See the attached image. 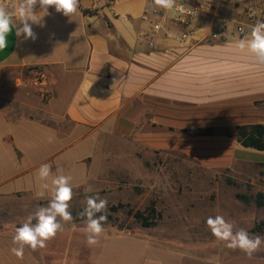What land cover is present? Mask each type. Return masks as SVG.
<instances>
[{"label":"crops","instance_id":"1","mask_svg":"<svg viewBox=\"0 0 264 264\" xmlns=\"http://www.w3.org/2000/svg\"><path fill=\"white\" fill-rule=\"evenodd\" d=\"M185 2L198 12L187 24L175 9L152 10V0H79L71 17L54 8L45 15L37 5V39L16 38L13 30L0 66L46 69L52 109L73 125L71 137L132 144L154 155L179 152L212 169L264 171V151L242 147L236 130L264 125V64L236 46L261 21L264 0ZM18 4L0 0L14 23ZM252 9L258 19L248 18ZM17 221L2 218V228H17ZM14 235L0 233V249ZM4 254L0 264H12ZM49 263L84 264V257L68 252Z\"/></svg>","mask_w":264,"mask_h":264},{"label":"rangeland","instance_id":"2","mask_svg":"<svg viewBox=\"0 0 264 264\" xmlns=\"http://www.w3.org/2000/svg\"><path fill=\"white\" fill-rule=\"evenodd\" d=\"M46 72L0 66V213H17L0 216V233L16 230L2 228V218L19 219L20 227L49 203L51 177L49 189H42L38 178L43 164L51 165L53 175L72 177L71 213L86 207L87 196L98 194L108 201L106 214L114 220L103 225L99 244L89 246L86 222L58 217L62 230L47 247L32 251L26 246L22 259L11 252L13 243L0 249L12 264H50L68 252L70 257L80 252L84 264H264V244L249 258L227 248L206 224L209 216L221 215L234 224V232L243 228L264 239V206L254 201L264 194L259 168L212 169L179 152L154 155L132 144L71 137L73 125L55 117ZM131 211L145 214L152 226L144 227ZM120 232L126 234L115 235ZM109 234L114 235L106 238Z\"/></svg>","mask_w":264,"mask_h":264},{"label":"clouds","instance_id":"3","mask_svg":"<svg viewBox=\"0 0 264 264\" xmlns=\"http://www.w3.org/2000/svg\"><path fill=\"white\" fill-rule=\"evenodd\" d=\"M43 10L45 15L49 14V8H54L56 12L62 13L66 17L76 14L79 7V0H19L16 9V18L18 23H14L13 14L6 6L0 5V52H3L10 46V37L15 30L16 38L23 37L25 40L37 39V34L33 31V24H37L36 6ZM155 6V7H153ZM152 10L155 8L163 10L183 11L182 6L177 5V0H152L149 5ZM255 14V13H254ZM239 49H247L253 53L257 61L264 64V21H257L251 27L250 34L240 39L236 45ZM51 177V199L47 206L40 207L38 210L27 218L22 226L17 227L15 235L12 238L14 247L11 252L22 259L25 247H30L32 251L38 248L47 247V243L54 239L59 231L62 230V224L58 221V217L63 221H71L73 219L70 209V202L73 199V188L71 186V176L53 175L50 164H43L38 169V178L42 189H49L47 182ZM86 192H91L92 188H86ZM43 195V192L41 193ZM108 201L96 196L86 197V207L80 213L82 217H86V227L84 229L87 234V244L96 246L100 242V236L104 232V222L107 221ZM100 214V215H97ZM35 219L36 223L32 221ZM207 226L211 230L212 235L219 241L225 242V246L229 249H239L243 251L249 258L258 252L264 239L260 235H250L248 231L241 228L233 231L234 224L228 222L221 215L215 217L209 216L206 221Z\"/></svg>","mask_w":264,"mask_h":264},{"label":"trees","instance_id":"4","mask_svg":"<svg viewBox=\"0 0 264 264\" xmlns=\"http://www.w3.org/2000/svg\"><path fill=\"white\" fill-rule=\"evenodd\" d=\"M237 134H238V143L244 147V148H250L258 151H264V125H252V126H238L236 128ZM199 134V133H198ZM211 134V130L207 131L206 133ZM261 174H264V171H261ZM250 198L244 197L245 202H249ZM256 205L258 206H264V194L259 193L255 199H254ZM85 207L79 209L78 211L72 212L73 219H75L78 222H86V217H82L80 213L83 211ZM121 208H123L121 206ZM111 212L116 213L118 211V207H111L109 209ZM152 214H155L156 211L153 208L150 210ZM133 214L134 219L137 222H140L144 227H150L153 223H149L148 219L145 217V214H143L140 211H131ZM100 214H106V213H100ZM97 214V215H100ZM107 215V221L104 222V224H108L110 222H113V217L111 215Z\"/></svg>","mask_w":264,"mask_h":264},{"label":"built area","instance_id":"5","mask_svg":"<svg viewBox=\"0 0 264 264\" xmlns=\"http://www.w3.org/2000/svg\"><path fill=\"white\" fill-rule=\"evenodd\" d=\"M95 1H100V0H95ZM177 5L183 7V11L175 10L176 19L181 24H187L191 19L195 18L198 15V12L196 10H192V9H189L187 7L185 0H177ZM262 16H264L263 13L259 17L261 18ZM259 17H258V14L256 13V11L253 9L248 12V18L250 20H255L256 18L258 19ZM238 33L240 35H243L245 33L242 26L238 28ZM213 38L217 39L218 34L213 33Z\"/></svg>","mask_w":264,"mask_h":264}]
</instances>
